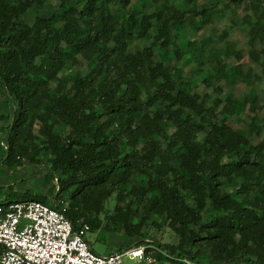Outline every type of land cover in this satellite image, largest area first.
Returning <instances> with one entry per match:
<instances>
[{
  "label": "trees",
  "instance_id": "obj_1",
  "mask_svg": "<svg viewBox=\"0 0 264 264\" xmlns=\"http://www.w3.org/2000/svg\"><path fill=\"white\" fill-rule=\"evenodd\" d=\"M228 1H246L264 75V0H0V170L44 160L56 178L52 196L0 185L16 195L0 203L65 205L75 229L148 245L153 263L124 264H264L263 106L243 117L258 91L235 94L236 42L197 36Z\"/></svg>",
  "mask_w": 264,
  "mask_h": 264
},
{
  "label": "built area",
  "instance_id": "obj_2",
  "mask_svg": "<svg viewBox=\"0 0 264 264\" xmlns=\"http://www.w3.org/2000/svg\"><path fill=\"white\" fill-rule=\"evenodd\" d=\"M66 210L39 200L0 203V264L153 263L145 244L97 253L87 237L89 225L75 229Z\"/></svg>",
  "mask_w": 264,
  "mask_h": 264
},
{
  "label": "rangeland",
  "instance_id": "obj_3",
  "mask_svg": "<svg viewBox=\"0 0 264 264\" xmlns=\"http://www.w3.org/2000/svg\"><path fill=\"white\" fill-rule=\"evenodd\" d=\"M177 1L180 4V1L182 0ZM203 1L204 0H198V3L201 4ZM228 2L230 4V8L226 9V11L222 15L216 16L214 25H209L208 27L204 28L197 34V36L198 39L204 37L210 38L208 48L215 44H217L218 46H224L226 44V41L232 39L236 42L237 48L242 50V58L240 60L233 56L230 57L228 61L230 64H236L239 62L245 64V68L249 70L248 73L250 74V82L247 84L240 83L235 90V94L239 97H243L244 95L248 94V89L250 87H255L258 91V100L256 102L255 107H253V109L248 108V110L243 113V117L248 120L249 117L255 113L254 110L256 109V107H258V105H262L263 108L258 110L256 109L255 111L261 116H264V75L262 73L261 66L258 65L259 63L256 60L252 59L250 56L251 45L248 43V28L241 24V18L244 16L245 13L248 12V10L245 8L246 1H244L238 6H234L231 1ZM27 17H29V19H32L31 14H28ZM212 28L216 29L218 33H222V35L226 34L228 28H231L232 30H230V32L225 35V40L221 42L218 36L212 31ZM187 34L190 37L195 36V33H193L191 30L187 31ZM149 42L150 40L144 39L142 40L141 44L148 45ZM132 49L135 48L132 47ZM170 65L181 66V63L172 62ZM194 66L195 62H191L186 66H182L185 76L191 75V71ZM256 72L258 74L263 75L261 81H258L254 78L253 74H255ZM203 88L204 86L200 87L201 90ZM213 92L215 95L217 94V92H215L214 90ZM224 93L221 94V96H224ZM4 96V93L0 91V101L4 98ZM6 107L8 106L1 104L0 113L4 112L6 110L4 108ZM2 124L3 121L0 120V125ZM229 124L235 128L246 127V124L244 122H237L233 119L229 120ZM263 134V131H261V133L253 134V142L258 143L261 140ZM49 171V164L44 160L40 164H30L28 162H25V164H23V166L20 168L12 167L0 170V185H14L15 191L18 192V195L24 190L32 188L36 191L45 193L48 196H52V194L48 190L53 184L56 183V178H53L52 180L46 182L45 176L49 173ZM15 197L16 195H8L6 190H4L1 193L0 202ZM112 204L113 201L110 200L109 206H112ZM87 237L92 248L100 254H108L113 249L118 248L120 246L129 247L135 245L134 241L129 239L128 236L124 233H111L108 235V237L96 239V233L88 232Z\"/></svg>",
  "mask_w": 264,
  "mask_h": 264
},
{
  "label": "crops",
  "instance_id": "obj_4",
  "mask_svg": "<svg viewBox=\"0 0 264 264\" xmlns=\"http://www.w3.org/2000/svg\"><path fill=\"white\" fill-rule=\"evenodd\" d=\"M115 249H117V248H115ZM115 249H113V250H115ZM113 250H112V251H113Z\"/></svg>",
  "mask_w": 264,
  "mask_h": 264
}]
</instances>
